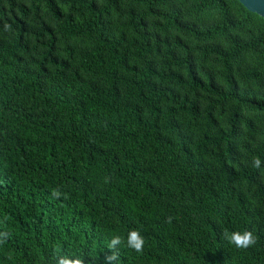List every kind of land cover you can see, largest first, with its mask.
I'll use <instances>...</instances> for the list:
<instances>
[{
  "label": "trees",
  "instance_id": "1",
  "mask_svg": "<svg viewBox=\"0 0 264 264\" xmlns=\"http://www.w3.org/2000/svg\"><path fill=\"white\" fill-rule=\"evenodd\" d=\"M116 236L114 264H264V20L237 0H0V264H109Z\"/></svg>",
  "mask_w": 264,
  "mask_h": 264
},
{
  "label": "clouds",
  "instance_id": "2",
  "mask_svg": "<svg viewBox=\"0 0 264 264\" xmlns=\"http://www.w3.org/2000/svg\"><path fill=\"white\" fill-rule=\"evenodd\" d=\"M261 165V161L259 158H255L253 160V166L259 168ZM61 193L58 190L53 191V196L59 198ZM171 217L168 218V222H171ZM222 237L226 240L229 244L234 245L238 249H247L256 244V238L254 237L253 233L249 230H245L243 232L240 231H232L228 232L225 230L222 233ZM122 242L121 237L116 236L114 237L111 242L109 243L108 247L112 250L110 256L106 257L109 261V264H114L118 252L117 247ZM144 237L141 235L138 229H133L129 231L127 236V246L136 252H142L144 247ZM54 264H84V262L80 258H72L69 256H60L55 259Z\"/></svg>",
  "mask_w": 264,
  "mask_h": 264
},
{
  "label": "water",
  "instance_id": "3",
  "mask_svg": "<svg viewBox=\"0 0 264 264\" xmlns=\"http://www.w3.org/2000/svg\"><path fill=\"white\" fill-rule=\"evenodd\" d=\"M237 2L249 13L264 20V0H237Z\"/></svg>",
  "mask_w": 264,
  "mask_h": 264
}]
</instances>
